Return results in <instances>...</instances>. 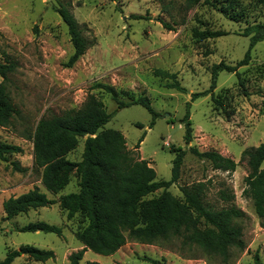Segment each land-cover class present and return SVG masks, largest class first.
<instances>
[{
  "label": "rangeland",
  "instance_id": "1",
  "mask_svg": "<svg viewBox=\"0 0 264 264\" xmlns=\"http://www.w3.org/2000/svg\"><path fill=\"white\" fill-rule=\"evenodd\" d=\"M237 1L236 9L245 14L233 19L204 5L203 0H0V62L15 65L9 74L8 91L18 111L12 125L0 126V143L23 149L8 155V161L0 159V261L9 250L31 245L53 250L56 256L40 262L23 255L12 264H69V253L83 248L75 236L76 230L87 223L82 215L69 220L55 202L5 219L3 202L35 186L55 200L78 192L76 174L59 194L42 185L40 172L34 169L31 136L42 117L79 109L88 94L93 93L113 113L105 128L121 131L129 149L133 150L144 136L140 155L154 167L158 180L172 178L175 154L170 149L186 150L180 179L169 189L173 195L183 199L181 186L206 181V201L222 208L229 204L220 198V191L233 193V203L247 217L241 221L246 247L242 252L232 249V264H256V255L264 264V227L253 201L243 195L249 167L241 159L245 148L264 141V39L251 50L249 63L238 68L239 76L221 71L216 87L210 91L213 65H236L241 61L250 46V37L244 36L246 27L264 22V0ZM60 6L72 12L93 43L72 67L65 66L73 46L68 28L55 10ZM206 29L225 34L205 40L194 37V30ZM155 69L175 73L176 81L185 90L168 87L175 79L156 76ZM96 82L114 85L136 96L146 94L160 116L151 125L153 117L143 106L119 109L110 94L91 90ZM194 93L204 94L193 99ZM188 103L193 128L190 144L185 142L182 122ZM85 139L81 138L78 147L68 154L69 160L82 159ZM190 147L218 151L233 158L237 168L234 172L214 169L209 161L193 154ZM13 162L28 170L15 171ZM40 221L61 226L63 236L19 230ZM178 245L130 240L108 256L87 250L81 264H153L146 257L162 264H220L201 252L194 255L180 250Z\"/></svg>",
  "mask_w": 264,
  "mask_h": 264
},
{
  "label": "trees",
  "instance_id": "2",
  "mask_svg": "<svg viewBox=\"0 0 264 264\" xmlns=\"http://www.w3.org/2000/svg\"><path fill=\"white\" fill-rule=\"evenodd\" d=\"M200 2V0H195ZM237 0H203L204 5L211 6L225 15L235 19L244 11L237 10ZM68 28L73 53L66 62L72 67L93 45L83 32L82 27L72 12L65 6L55 8ZM163 25H171L162 21ZM225 33L221 31L194 30L198 40L215 38ZM244 36L250 37V46L244 58L236 65L224 62L213 65L210 91L216 87L221 71L235 72L249 63L251 50L264 39V22H254L246 27ZM15 69L12 62H0V126L13 124L18 113L8 91L9 74ZM154 74L163 78L175 79L168 87L184 91L176 74L164 69H155ZM100 89L110 94L119 109L132 105H141L147 109L153 119L160 116L152 106L146 94L134 95L128 90H119L116 86L96 82L91 90ZM208 92V91H206ZM204 93L193 94L197 98ZM113 113L107 111L102 100L89 93L79 109H69L63 114H51L42 117L31 136L33 142L34 169L40 172L42 185L51 193L59 194L72 180L73 174L78 177V192L61 195L58 200L51 199L35 186L19 196H11L3 202L4 218L11 219L31 209L47 207L58 202L69 220L78 215L87 222L76 230V238L83 248L68 255L69 264H81L87 250L102 255H112L119 251L130 240L144 244L172 243L179 244L180 250H188L191 254L199 252L208 260L220 264H232V249L244 251V227L241 221L246 219L244 210L233 203V193L220 191V198L229 205L216 208L206 201L208 188L206 181L181 186L183 199L172 194L170 187L177 183L181 176V168L186 150L172 147L175 154L170 180H158L157 172L150 162L140 155V144L144 136L133 150L127 147L124 134L114 128H105L112 119ZM185 123V142L193 141V128L190 120V103L187 113L182 119ZM138 126L142 127L141 124ZM86 137L84 151L80 161H71L68 154L74 151L80 139ZM190 151L200 159L207 160L214 169L234 172L238 163L231 157L218 151H200L190 147ZM23 152L19 145L0 143V159L8 161V155ZM242 160L247 162L249 173L245 177L243 195L253 201L255 212L264 227V141L258 146L245 148ZM13 169L26 172L28 169L13 162ZM162 190L160 195L146 199L150 194ZM20 231H44L63 236V228L44 221L29 223ZM29 256L34 261L46 262L55 258L53 250L40 249L31 245H23L18 250H9L0 264H12L16 258ZM193 258V257H192ZM153 264H162L156 259L146 257ZM256 264H262L259 255ZM87 264H100L89 261Z\"/></svg>",
  "mask_w": 264,
  "mask_h": 264
},
{
  "label": "crops",
  "instance_id": "3",
  "mask_svg": "<svg viewBox=\"0 0 264 264\" xmlns=\"http://www.w3.org/2000/svg\"><path fill=\"white\" fill-rule=\"evenodd\" d=\"M118 252V251H117ZM70 254V253H69ZM22 257V256H21Z\"/></svg>",
  "mask_w": 264,
  "mask_h": 264
}]
</instances>
